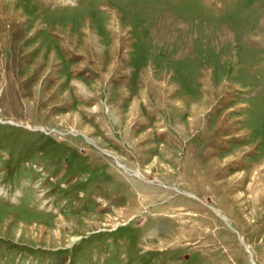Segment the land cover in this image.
Instances as JSON below:
<instances>
[{
  "label": "rangeland",
  "instance_id": "1",
  "mask_svg": "<svg viewBox=\"0 0 264 264\" xmlns=\"http://www.w3.org/2000/svg\"><path fill=\"white\" fill-rule=\"evenodd\" d=\"M0 264H264V0H0Z\"/></svg>",
  "mask_w": 264,
  "mask_h": 264
}]
</instances>
